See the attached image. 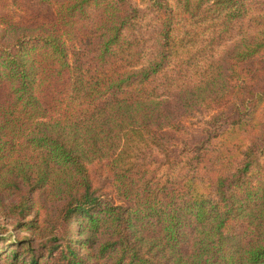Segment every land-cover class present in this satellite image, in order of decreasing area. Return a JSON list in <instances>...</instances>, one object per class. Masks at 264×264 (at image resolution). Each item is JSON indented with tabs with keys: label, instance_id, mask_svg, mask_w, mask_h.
I'll return each mask as SVG.
<instances>
[{
	"label": "trees",
	"instance_id": "1",
	"mask_svg": "<svg viewBox=\"0 0 264 264\" xmlns=\"http://www.w3.org/2000/svg\"><path fill=\"white\" fill-rule=\"evenodd\" d=\"M0 264H264V0H0Z\"/></svg>",
	"mask_w": 264,
	"mask_h": 264
},
{
	"label": "rangeland",
	"instance_id": "2",
	"mask_svg": "<svg viewBox=\"0 0 264 264\" xmlns=\"http://www.w3.org/2000/svg\"><path fill=\"white\" fill-rule=\"evenodd\" d=\"M2 220H3V218L0 216V222H3Z\"/></svg>",
	"mask_w": 264,
	"mask_h": 264
}]
</instances>
